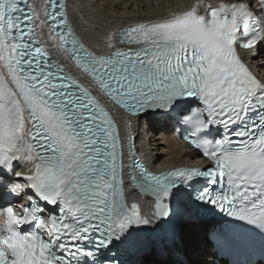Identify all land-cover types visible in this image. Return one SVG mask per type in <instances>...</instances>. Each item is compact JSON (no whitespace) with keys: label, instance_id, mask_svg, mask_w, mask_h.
<instances>
[{"label":"snow or ice","instance_id":"6c2138e0","mask_svg":"<svg viewBox=\"0 0 264 264\" xmlns=\"http://www.w3.org/2000/svg\"><path fill=\"white\" fill-rule=\"evenodd\" d=\"M47 4L39 27L100 93L133 116L173 121L213 166L154 174L133 154L131 183L155 212L129 207L113 116L39 45L25 0H0V264H127L144 233L167 226L175 240L177 222L207 217L219 249L264 264V80L237 51L264 42V0L254 22L253 5L221 2L121 29L127 47L106 55L75 37L62 0Z\"/></svg>","mask_w":264,"mask_h":264},{"label":"bare ground","instance_id":"6f19581e","mask_svg":"<svg viewBox=\"0 0 264 264\" xmlns=\"http://www.w3.org/2000/svg\"><path fill=\"white\" fill-rule=\"evenodd\" d=\"M193 3V0H67V10L80 36L92 48L104 52L118 47L115 35L117 29L138 22L170 18L187 11ZM41 9L42 0H35L39 25L43 20ZM39 30L53 54L61 58L62 53L53 44L46 28L39 27ZM249 59L264 79L263 55L261 53L249 55ZM116 115L122 131L127 124V128L134 135L135 148L152 170L160 171L199 162L196 160L198 153L175 138L168 121L158 113L131 117L130 124L126 123L122 113L117 111ZM127 199L129 206L136 204L141 215L148 217L150 201L146 196L129 188ZM208 228L209 225L204 221L193 224L180 223L177 247L184 260L189 261L190 264H216L213 262V255L206 252L209 244ZM142 262V264H175L170 254L160 257L145 255Z\"/></svg>","mask_w":264,"mask_h":264},{"label":"water","instance_id":"95a60500","mask_svg":"<svg viewBox=\"0 0 264 264\" xmlns=\"http://www.w3.org/2000/svg\"><path fill=\"white\" fill-rule=\"evenodd\" d=\"M149 237H150V240H149V242H148V244L146 246L147 248L154 249V248H156V247H158L160 245H163V242H162L161 239L154 238V237H151V236H149Z\"/></svg>","mask_w":264,"mask_h":264}]
</instances>
